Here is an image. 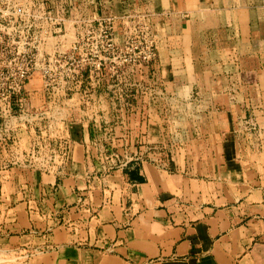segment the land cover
<instances>
[{
    "label": "crops",
    "instance_id": "0c3cea01",
    "mask_svg": "<svg viewBox=\"0 0 264 264\" xmlns=\"http://www.w3.org/2000/svg\"><path fill=\"white\" fill-rule=\"evenodd\" d=\"M45 1L93 4L114 30L150 14L153 94L125 109L86 80L62 177L3 168L0 145V214L22 232L29 212L58 210L77 264H264V0Z\"/></svg>",
    "mask_w": 264,
    "mask_h": 264
},
{
    "label": "rangeland",
    "instance_id": "374dc122",
    "mask_svg": "<svg viewBox=\"0 0 264 264\" xmlns=\"http://www.w3.org/2000/svg\"><path fill=\"white\" fill-rule=\"evenodd\" d=\"M64 6L60 3L49 5L45 0H0V13L35 14L38 29L44 30L45 26H49L37 17L43 10L63 18L59 23L52 20L51 38L39 52H33L37 59L42 57L40 61L44 60L43 56L50 55L51 61L44 67L30 69L22 82L17 79L16 68H0V145L4 147L2 165L5 169L22 165L56 177L66 174L69 147L62 134L64 122L74 105L78 104L75 94L88 93L94 88L91 83L86 84V80L92 82V79L100 78L97 92L102 96L121 98L120 106L125 109H131L140 96L153 94V88L146 82L148 75L145 70L155 59L146 63L141 59L149 37L154 38L155 45L157 42L150 14L124 15L114 30V17L95 15L93 4H87L85 8L76 4ZM106 24L111 27L115 45L122 51L116 56V51L104 52L102 49V66L98 70L92 66L97 58L89 55L94 42L89 32H97ZM74 45L79 51L73 49ZM46 52L49 54L46 55ZM59 183L60 179L56 180L50 190L52 193ZM6 206L10 207L8 203ZM38 209L35 213H28V219L33 223L22 232L14 228L11 208H6L4 215L0 214V264H77L73 257L75 254L64 252L63 247L68 244H61V235L55 229L61 225L63 214L58 210L54 212L50 209L49 213ZM19 232L18 237L25 235L26 239L18 241L15 236ZM80 264L89 262L86 260Z\"/></svg>",
    "mask_w": 264,
    "mask_h": 264
},
{
    "label": "built area",
    "instance_id": "2783aa9c",
    "mask_svg": "<svg viewBox=\"0 0 264 264\" xmlns=\"http://www.w3.org/2000/svg\"><path fill=\"white\" fill-rule=\"evenodd\" d=\"M37 17L43 19L45 23H49V26H45L44 30L38 29L35 23V14L0 13V68L3 69L10 66L16 68L19 82H22L27 77L30 69L44 67L49 60L51 61L50 55L43 56L44 60L40 61L42 57L37 59L36 54L33 52H39V49L47 43V39L51 38L52 30L50 23L52 20L54 19L58 23L63 20V18L55 17L50 11L46 10H43ZM92 32H89L91 35L89 37L94 40L92 43L93 51L89 55L97 58L92 62V66L99 70L102 66V49L104 52L112 50L114 53L116 51V56H119L118 53L122 49L115 45V39L114 36H111L109 24H106L104 28H98L97 32L95 30H92ZM6 33H8V38L5 37ZM146 45L141 56L143 63L152 62L156 56V45L154 44L153 37H149ZM73 49L78 50V46L74 45ZM124 52L126 54L127 50L125 49ZM77 53L79 54V52ZM45 54L48 55L49 53L46 52ZM87 55L86 53L85 56ZM23 59L28 60L25 62Z\"/></svg>",
    "mask_w": 264,
    "mask_h": 264
}]
</instances>
